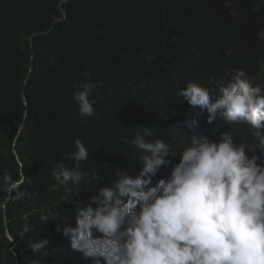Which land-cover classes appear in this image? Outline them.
Segmentation results:
<instances>
[{"label":"trees","instance_id":"trees-1","mask_svg":"<svg viewBox=\"0 0 264 264\" xmlns=\"http://www.w3.org/2000/svg\"><path fill=\"white\" fill-rule=\"evenodd\" d=\"M263 34L264 0H0V174L17 179L22 169L19 191L31 194L0 187V264H78L82 253L57 224L75 227L77 204L111 185L117 169L140 171L124 141L145 126L146 139H163L177 154L153 184L168 177L193 134L216 140L228 132L257 155L264 129L219 116L209 123L207 110L180 91L196 82L215 99L216 84L236 69L264 91ZM86 72L103 87L94 93V114L81 117L73 90ZM76 138L89 152L80 162L81 191L54 189L50 171L60 162L73 166L66 154ZM45 211L52 215L44 224ZM25 223L32 233H21ZM44 238L49 243L34 253L32 242Z\"/></svg>","mask_w":264,"mask_h":264},{"label":"clouds","instance_id":"clouds-1","mask_svg":"<svg viewBox=\"0 0 264 264\" xmlns=\"http://www.w3.org/2000/svg\"><path fill=\"white\" fill-rule=\"evenodd\" d=\"M85 76L73 90L81 117L94 114V93L103 87L88 72ZM216 88L219 95L213 99L208 88L189 82L180 96L193 108L206 109L209 123L219 116L228 123L243 121L264 129V91L244 69H236ZM150 136L145 126L131 140L125 138L142 165L135 176L117 169L111 185L99 187L86 206L77 204L75 227L66 221L57 224L71 249L82 253L78 264H264V141L259 143L260 154L251 155L248 146L237 144L228 132L216 140L193 134L168 177L153 184V177L177 154L163 139H146ZM74 145L76 150L66 154L73 166L60 162L50 171L54 189L71 184L70 193L81 191L86 173L80 162L89 152L79 138ZM26 179L22 169L17 179L5 170L0 187L17 197L30 196L19 191ZM51 215L42 212L40 221L45 224ZM32 231L25 223L21 233ZM5 235L13 240L7 230ZM48 243L44 238L30 248L39 252Z\"/></svg>","mask_w":264,"mask_h":264},{"label":"bare ground","instance_id":"bare-ground-1","mask_svg":"<svg viewBox=\"0 0 264 264\" xmlns=\"http://www.w3.org/2000/svg\"><path fill=\"white\" fill-rule=\"evenodd\" d=\"M260 136H262L263 134H259ZM262 139H263V137H261V141H262ZM262 144H263V142H262ZM262 164V163H261ZM263 164H264V161H263Z\"/></svg>","mask_w":264,"mask_h":264},{"label":"water","instance_id":"water-1","mask_svg":"<svg viewBox=\"0 0 264 264\" xmlns=\"http://www.w3.org/2000/svg\"><path fill=\"white\" fill-rule=\"evenodd\" d=\"M65 13V12H64ZM25 101H26V103H27V100H26V98H25ZM8 232H10L9 230H8ZM14 253H15V251H13ZM16 254V253H15ZM17 255V254H16Z\"/></svg>","mask_w":264,"mask_h":264},{"label":"rangeland","instance_id":"rangeland-1","mask_svg":"<svg viewBox=\"0 0 264 264\" xmlns=\"http://www.w3.org/2000/svg\"><path fill=\"white\" fill-rule=\"evenodd\" d=\"M259 163V162H258Z\"/></svg>","mask_w":264,"mask_h":264}]
</instances>
